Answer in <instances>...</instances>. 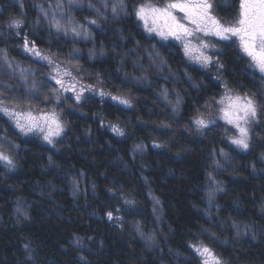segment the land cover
I'll use <instances>...</instances> for the list:
<instances>
[{"label": "trees", "instance_id": "1", "mask_svg": "<svg viewBox=\"0 0 264 264\" xmlns=\"http://www.w3.org/2000/svg\"><path fill=\"white\" fill-rule=\"evenodd\" d=\"M145 1L125 0L114 16L117 0H0V95L16 107L55 108L64 125L50 147L0 116V151L14 162L0 164V264H197L190 245L200 243L223 264H264V120L247 151L231 148L221 125L193 124L225 84L264 102V78L231 42H219L213 57L222 68H201L147 35L134 12ZM210 2L218 19L236 17L239 0ZM24 36L131 107L94 96L57 102ZM220 149L227 166L210 176Z\"/></svg>", "mask_w": 264, "mask_h": 264}, {"label": "snow or ice", "instance_id": "2", "mask_svg": "<svg viewBox=\"0 0 264 264\" xmlns=\"http://www.w3.org/2000/svg\"><path fill=\"white\" fill-rule=\"evenodd\" d=\"M59 6V4L57 5ZM107 6V5H106ZM213 5L210 0H168L163 6H157L147 0L134 8L135 16L142 21L146 30L150 33L155 32L163 40L169 38L179 42L186 57L190 61L198 63L201 67L207 68L209 65H214L218 69L223 65L217 58L213 60V56L208 54V49L214 53L217 50L219 42H231L226 46L238 44L240 52L248 58L249 67L254 68L264 78V0H240V10L237 20L234 23H223L213 14ZM44 12V9L41 8ZM111 12L114 16H118L121 12H126L125 0H117L111 7ZM176 13H182V17H178ZM47 16V13H45ZM51 23L57 31L61 30V26L55 17ZM90 24H95V20H90ZM10 27L19 28L20 21H12ZM72 32L76 36L81 33L73 28ZM67 34V33H65ZM19 35V33H17ZM88 35V33H85ZM205 37H214L215 42L205 40ZM23 49L31 53L35 57L47 61L50 65L53 60L50 56L44 55L36 47L35 41H29L27 36L23 37ZM3 51V50H0ZM7 55L5 53V60ZM11 67V65H9ZM55 75L49 78L59 87H53L52 91L54 98L59 102V93L72 92L73 98L77 103L81 102L83 91H94L89 85L87 89L81 86L77 90L79 81L72 76V72L64 69L61 72L60 66L55 65ZM63 77H72L71 82H66ZM32 89H36L35 82L32 83ZM225 92L215 104L220 107L216 109L219 113L218 119L223 120L227 125L236 130L237 135L229 137V142L238 148L247 151L250 147V125L254 122L258 123L264 120V102H258L254 95H240L233 93L231 89L224 85ZM98 91V94L103 98L110 96L111 100L126 107H131V102L121 96L110 95L103 90ZM24 101H17V106ZM30 103V101H29ZM179 105V100H177ZM177 108H173L176 112ZM0 113L9 117L14 123L16 129L22 134H40L42 139L49 145H54L55 138L61 136L64 132V125L61 120L60 113L53 108L45 111L39 110L33 112L31 107L27 109L16 110V107H9L4 100H0ZM197 131L209 129L210 126L216 123L215 119H206L203 116H197L193 119ZM112 131L123 136L124 131L117 125H111ZM4 144L12 147L11 142L4 138ZM160 147V145H155ZM141 146L138 145L137 148ZM221 156H227L221 150ZM0 161L5 162L7 166H14L13 159L4 151H0ZM219 162L217 161V164ZM130 203V202H129ZM159 203V201H157ZM108 219H113V213H107ZM193 251L202 258L201 264H221L219 257L215 252L203 243L190 245Z\"/></svg>", "mask_w": 264, "mask_h": 264}, {"label": "rangeland", "instance_id": "3", "mask_svg": "<svg viewBox=\"0 0 264 264\" xmlns=\"http://www.w3.org/2000/svg\"><path fill=\"white\" fill-rule=\"evenodd\" d=\"M145 2H147V1H145ZM145 2H143V3H145ZM168 2V0L167 1H164V2H162V3H153V2H151V3H153V4H155V5H157V6H163L164 4H166ZM142 4V3H141ZM140 5V4H139ZM138 5V6H139ZM57 8H59V7H57ZM239 10H240V0H239V7H238V12H237V14H236V17L233 19V20H230V21H224V20H221L223 23H226V24H230V23H234L236 20H237V18H238V15H239ZM176 15L178 16V17H182L183 16V14L182 13H176ZM139 21V23H140V25H141V27H142V29L147 33V35H150V36H153V37H155V38H157V39H159V40H161V41H163V42H172V43H174V44H176L179 48H180V50L182 51V53H183V55L185 56V54H184V51H183V47H182V45L179 43V42H177V41H175L174 39H172V38H169L168 40H163V39H161L158 35H156V33L155 32H152V33H150V32H148L147 30H146V28H145V26H144V24H143V22L142 21H140V20H138ZM205 40H211V41H213V42H215V38L214 37H205L204 38ZM236 46L238 47V44H236ZM238 49H239V47H238ZM208 51V54L209 55H212L213 57H214V55H215V53L211 50V49H208L207 50ZM217 51V50H216ZM31 57H35L34 55H31ZM186 57V56H185ZM247 58V57H246ZM36 59L38 60V61H40V62H42V63H44L45 65H46V68H47V70H48V73H49V75L47 76V75H45V76H43V77H41L40 79H43V78H45L46 80H48L50 83H52V86L54 85V87H56V88H58L59 86L58 85H55V82L53 81V80H51L49 77L51 76V75H55L56 73H55V65H59L60 66V69H61V72H63L64 71V69H67L68 71H70V72H72V76L73 77H75L76 78V80H78L79 81V85L77 86V90L79 91L80 90V88H81V86H83V88L84 89H87V87L90 85L91 86V88L94 90V91H88V90H84L83 91V96H82V99H81V101L83 100V99H85L86 97H88V96H94V97H98V98H102L99 94H98V91H95V90H101L99 87H95V86H93V85H91V84H88V83H86V81H85V79H82L81 77H78L76 74H75V72L73 71V70H71L68 66H66V65H64V64H61V63H58V62H56V61H54L53 59V64H49L47 61H44V60H41V59H39V58H37L36 57ZM186 59L189 61V62H191V63H193V64H195V65H197V66H199V67H201L198 63H195L194 61H190L189 59H188V57H186ZM248 59V58H247ZM210 66V65H209ZM201 68H204V67H201ZM253 71H255L256 73H258L260 76H261V74L259 73V71H257L256 69H254V68H251ZM27 74L29 73V74H31L32 75V73L30 72V71H28V70H24ZM45 74V73H44ZM63 79L66 81V82H71V80H72V77H63ZM27 81H28V79H26ZM22 81H23V79H22ZM36 83V85L37 86H39L40 85V82H35ZM28 90H29V88H28ZM105 92V91H104ZM225 92V89H223V92H222V94ZM233 93H236V94H240V95H244V94H242V93H238V92H235V91H233ZM221 94V95H222ZM59 97H60V99H62V98H64V97H69L70 99H72L73 101H75V99L73 98V93L72 92H61V93H59ZM221 97V96H220ZM103 99H107V100H109V101H111V102H113V103H115V104H118L116 101H113V100H111V98H110V96H105V97H103ZM0 100H4V98H2V95H0ZM5 101V103H6V105L7 106H9V107H16L15 105V103H13V102H11V101H6V100H4ZM76 102V101H75ZM118 105H121V104H118ZM121 106H124V105H121ZM29 107H31V109H32V111L33 112H36V111H39V110H45V111H49V110H52L53 108H50V109H46V108H37L36 106H33V105H30V104H28V105H23L22 107H16V110L17 111H20L21 109H27V108H29ZM220 106L219 105H217V104H214V106L212 107V109H211V112L209 113V114H207V115H205L204 116V118H206V119H215L216 120V123L214 124V125H216V124H218V125H221L222 126V129L221 130H223V133H221L222 135H226V140H227V143H228V145L231 147V148H233V149H235V150H237V151H245V150H243V149H241V148H238L237 146H235V145H233V144H231L230 142H229V137L230 136H233V135H237V133H236V130L234 129V128H231L229 125H227L223 120H220V119H218L217 117H218V115H219V113L216 111V109H218ZM56 110V109H55ZM57 111V110H56ZM58 112V111H57ZM0 116H2V117H4L6 120H7V122L16 130V132H18L19 134H21V135H23V136H25V137H36V138H38L43 144H45V145H47V146H53V145H49L48 143H46L43 139H42V136L40 135V134H29V135H24V134H22L18 129H16V127H15V125H14V123L9 119V117H7V116H5L4 114H2V113H0ZM255 123L256 122H254L253 124H251L250 125V128H251V132H250V136L252 135V129H253V127H254V125H255ZM194 124V123H193ZM195 125V124H194ZM196 127V126H195ZM59 138V137H58ZM58 138H55V140H54V143L56 142V140L58 139ZM221 150L222 149H220L218 152L219 153H216V155L213 157V159H212V162H211V167H212V169H211V174H210V176L212 175V173L213 172H215L216 170H219L220 171V168L221 167H223V166H227V159H226V157L225 156H221ZM224 153H226L225 151H223ZM217 161L219 162L218 164H217ZM0 164L1 165H3V166H5V167H10V166H7L6 164H5V162H3V161H0ZM12 168H13V166H11ZM209 176V177H210ZM210 185V182L208 183V186ZM210 187V186H209ZM210 190V189H209ZM239 234H242L241 232H238ZM194 253V255H195V257H193V259H195L196 261H197V264H201V261H202V258L199 256V255H197V253H195V252H193ZM220 259V258H219ZM220 261H221V264H223V261L220 259Z\"/></svg>", "mask_w": 264, "mask_h": 264}]
</instances>
